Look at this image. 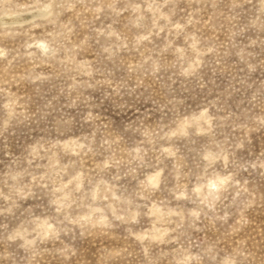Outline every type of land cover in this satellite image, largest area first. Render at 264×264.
I'll return each mask as SVG.
<instances>
[{
    "label": "rangeland",
    "instance_id": "obj_1",
    "mask_svg": "<svg viewBox=\"0 0 264 264\" xmlns=\"http://www.w3.org/2000/svg\"><path fill=\"white\" fill-rule=\"evenodd\" d=\"M0 264H264V0H0Z\"/></svg>",
    "mask_w": 264,
    "mask_h": 264
}]
</instances>
